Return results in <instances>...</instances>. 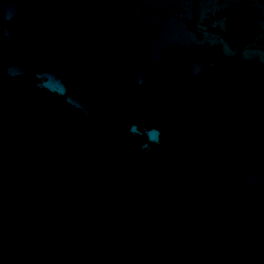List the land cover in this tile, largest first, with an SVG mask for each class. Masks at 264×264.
<instances>
[{
    "label": "water",
    "instance_id": "obj_1",
    "mask_svg": "<svg viewBox=\"0 0 264 264\" xmlns=\"http://www.w3.org/2000/svg\"><path fill=\"white\" fill-rule=\"evenodd\" d=\"M0 264H264V0H0Z\"/></svg>",
    "mask_w": 264,
    "mask_h": 264
}]
</instances>
